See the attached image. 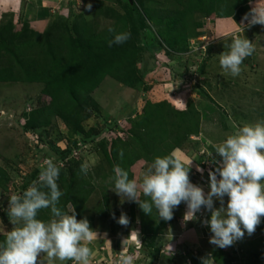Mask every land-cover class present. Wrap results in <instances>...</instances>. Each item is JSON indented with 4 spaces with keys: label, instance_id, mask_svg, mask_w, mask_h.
<instances>
[{
    "label": "rangeland",
    "instance_id": "rangeland-1",
    "mask_svg": "<svg viewBox=\"0 0 264 264\" xmlns=\"http://www.w3.org/2000/svg\"><path fill=\"white\" fill-rule=\"evenodd\" d=\"M54 1V5H62L66 0ZM206 1L192 0L186 17L191 22L201 24L202 28L188 43L175 46L180 52L172 50L173 43L171 47L164 45L170 44L165 43V38L168 39L171 27H174L171 14L183 9L178 0H68L62 9L60 6H50L53 3L49 0L47 7L51 15L39 32L31 28L26 19L18 20L17 24L14 19L18 30H25L22 26L27 24L34 37L42 38L41 41L51 32V38L59 44L99 37L104 42L101 45L104 48L109 47L116 34L130 33L125 43L113 44V52L110 50L112 70L132 69L136 81L140 79V83L128 88L120 85L125 82V77L108 73L91 95L95 111L87 112L88 118L80 123L79 131L83 133L74 136L59 118H53L52 124L44 129H25V116L29 118L31 112L49 102V98L42 93V85L0 84V167L2 177L4 174L3 183H0V237H6L8 231L21 226L11 224L5 215L8 199L13 195L21 196L31 175L42 170L45 160L52 159L62 167L73 160L71 158H81L89 168L95 167L98 161L104 159L100 145L103 138L111 139L118 134L122 136V132L130 128L131 121L141 117L137 115L142 114L148 101L170 103L178 109L177 116L182 113L179 110L187 114L197 110L200 116L199 133L184 140L182 147L171 154L182 163L191 164L190 181L207 192V171L213 167L209 153L239 127L264 120V26L245 28L243 33L239 26L256 3V6H264V0L248 2L250 11L245 7L239 10L224 9L223 13L219 10L209 17L200 10L201 4ZM232 1L227 0L224 6H229ZM133 7L138 9L137 25L132 18ZM9 14L14 15L11 11H4L0 22ZM244 23L247 24L246 21ZM242 35L255 43V51L243 61L239 76L233 77L221 69L218 56L228 51L227 45L234 37ZM159 43H164L162 51L156 48ZM134 105L137 112L132 114L130 120L127 119L130 115L126 118L121 116ZM195 117L198 122L197 115ZM68 147L74 150L70 156L63 158L62 152ZM149 164L139 161L133 166L134 179L138 184ZM198 167L204 170L203 173L197 172ZM113 176L111 174L109 180L112 186ZM113 187L110 190H114ZM99 196L95 193L91 207H94ZM110 196L113 205L111 213L129 212L130 207H137L135 203L121 201V197L113 191ZM214 207H219L218 202H214ZM68 210L72 208L69 206ZM185 211L186 205L181 203L174 211L173 219L166 222L167 226L159 228L160 233L152 248L164 252L161 253L164 258L155 260L158 264H162L160 260L164 261L163 264H192L193 260L196 264H221L214 260L219 256L226 258L228 264H264V222L251 236L245 234L232 246L220 249L209 243L211 233L207 226L202 225L209 214L203 206L201 212L196 214V221L185 222ZM162 221L158 219V223ZM92 229L97 232V238L91 244L83 242L93 250L90 264H113L121 255H133L134 264H152L147 253L141 249L149 241H143L139 228L121 227L116 220H97ZM133 231L138 235L126 236ZM132 240L139 241V246L133 245ZM213 252L219 256H214ZM51 263L61 264L55 259L50 262L45 255L42 264ZM63 264H72V261Z\"/></svg>",
    "mask_w": 264,
    "mask_h": 264
},
{
    "label": "trees",
    "instance_id": "trees-1",
    "mask_svg": "<svg viewBox=\"0 0 264 264\" xmlns=\"http://www.w3.org/2000/svg\"><path fill=\"white\" fill-rule=\"evenodd\" d=\"M178 1L183 9L171 14L174 17L171 20L174 22V27H171L168 39L165 38V43L170 44L159 43L156 47L158 50H163V44L165 47H171L170 45L173 43L172 50L180 52L175 46H179L178 44H182V42L188 43L189 40L198 35L197 32L202 28L201 24L191 22L186 17L189 6H192V0ZM226 1L207 0L201 4L200 10L209 17L220 12L219 10L223 13L224 9L235 10L241 7L248 9L247 3L252 0H233L227 7L224 6ZM230 1L228 0V2ZM131 11L134 23L136 22L137 25L139 22V19H137L138 9L133 7ZM24 25L22 27L25 30H18L17 25L14 24V15L12 14L5 15L3 21L0 22V84L34 83L42 85V93L49 98V102L36 108L30 113L29 118L25 116L27 122L25 129L27 131L44 129L52 124L53 118H59L72 136L79 135L83 133L79 131L80 123L88 118L87 112L95 111L96 106L91 95L100 86L108 73L125 77V82L120 83V85L128 88L140 83V79L136 81L135 72L132 69L117 70L114 68L112 70L113 59L111 53L114 45L103 48L101 45L104 42L99 37L90 40L77 39L59 44L51 38L53 33L48 32L41 41L42 38H35L29 26ZM26 32L31 37H28ZM185 76H187L186 73ZM136 90L141 94L138 87ZM134 108H136L135 105L129 112L121 114V116L126 118L130 115L127 117L130 120L132 114L137 112V108ZM176 110L178 111L165 101H148L142 114L138 113L139 115H137H141V117L136 118V116V119L131 121L130 128L122 132V136L118 134V136L111 137V139L103 138L100 145L104 159L98 161L95 167L89 168L81 158H71L73 160L68 161L64 166H58L60 175L57 184L64 193L60 199L59 207L70 214L71 211L68 208L74 206L77 219L87 218L91 227L97 220L99 222H111L115 220L111 219L113 216L118 220L121 213L118 211L111 213L110 189L114 185L112 186L109 180L110 175H114V166H120L129 173V179H134L132 168L137 162L151 163L157 156L169 155L173 150L180 149L185 143L184 140H189L191 135L199 133L200 116L197 110L191 114L179 110V112H182L179 116H177ZM196 115L198 122H196ZM118 120H115L116 123ZM121 130L123 129L119 131ZM41 139L42 137L39 140ZM73 150L74 148L68 147L66 151L62 152V157L67 158ZM121 152H123V156L120 155ZM82 165L87 167L86 174L81 172ZM2 173L0 167L1 184L4 180V174L2 177ZM39 173L40 171H35L31 175V180L23 187L21 196L30 184L32 185L33 182L38 181ZM42 190L47 191V189ZM95 193L100 194V196L99 199H96L97 202L94 207H91V199L94 198ZM140 198L145 199L142 195ZM128 211L123 212L129 219L128 224L134 225L139 222L143 241H149V244H143L141 249L150 258L149 263L156 264L155 260L158 257H164L159 250L155 251L152 248L160 233L159 228L166 227L167 223L165 221L158 223L155 210L150 216L144 214L138 206L135 208L130 207ZM38 219L44 221L52 219L50 210L41 209L38 213ZM5 239L6 237H0V243H3ZM213 254L219 256L218 253L213 252ZM182 256L183 252L181 258ZM214 260L221 264H228L226 258L221 256ZM192 264H196L195 260Z\"/></svg>",
    "mask_w": 264,
    "mask_h": 264
},
{
    "label": "clouds",
    "instance_id": "clouds-1",
    "mask_svg": "<svg viewBox=\"0 0 264 264\" xmlns=\"http://www.w3.org/2000/svg\"><path fill=\"white\" fill-rule=\"evenodd\" d=\"M256 5L242 18L239 25L242 33L245 28L264 26V6ZM129 38L127 32L116 34L109 47L121 45ZM227 48L228 51L218 56L219 65L237 77L243 61L254 53L255 43L244 35L236 36ZM120 155L123 156V152ZM209 156L213 167L207 171V192L190 181L191 164L182 163L173 154L155 157L139 184L129 179L126 170L114 166V190L111 191L121 197V201L137 204L146 215L150 216L155 210L158 219L165 222L173 219L181 203L186 205L185 222L196 221V214L203 206L209 214L202 221L211 233L209 243L220 249L230 247L245 234L251 236L264 222V120L239 127L216 145ZM196 170L204 171L199 167ZM81 172L86 174V165L81 166ZM59 175L60 168L52 159H47L38 181L22 196L13 195L8 199V220L21 226L8 231L5 241L0 243V264H42L45 255L50 262L55 259L61 264L65 261L90 264L93 250L83 242L91 244L98 234L87 218L77 219L74 206L70 214L59 207L64 195L57 184ZM141 195L145 199H141ZM214 202H218L219 207H214ZM41 209H49L52 219H38ZM116 223L127 226L129 219L122 212ZM131 234L138 235L136 231ZM138 244L135 242L136 246ZM134 259L133 255H121L116 264H134Z\"/></svg>",
    "mask_w": 264,
    "mask_h": 264
},
{
    "label": "crops",
    "instance_id": "crops-1",
    "mask_svg": "<svg viewBox=\"0 0 264 264\" xmlns=\"http://www.w3.org/2000/svg\"><path fill=\"white\" fill-rule=\"evenodd\" d=\"M50 1H52V3H53V4L49 3L50 6H54V7L60 6L59 8L62 9L63 7H65L67 5L66 1H68V0H66L64 2V4H62V5H58V4L54 5L55 1L54 0H50ZM48 2H49V0H0V17L4 11H11L12 13H14V19L16 20V22H15L16 24H17L18 20L20 21L22 19H26V21H28L30 23L29 25L31 26V28H33L34 30L39 32L42 29V26L45 23V21H47L48 17L51 15L50 10H48L49 8L47 7ZM46 27H47V24H46L45 28ZM127 226L136 227V230H137V228H139L138 227L139 223L137 222L134 225L128 224ZM126 234H129V232ZM131 235L132 234L126 235V236L130 237ZM139 235H141L140 228H139ZM132 241H133V245H135V242L139 243V241H135V240H132ZM132 249H134V248L132 247ZM161 253L164 254L162 251H161ZM161 263L163 264L164 261H161ZM51 264H53V263H51Z\"/></svg>",
    "mask_w": 264,
    "mask_h": 264
},
{
    "label": "built area",
    "instance_id": "built-area-1",
    "mask_svg": "<svg viewBox=\"0 0 264 264\" xmlns=\"http://www.w3.org/2000/svg\"><path fill=\"white\" fill-rule=\"evenodd\" d=\"M119 259V257L117 259L114 260V263L113 264H116L117 260Z\"/></svg>",
    "mask_w": 264,
    "mask_h": 264
}]
</instances>
